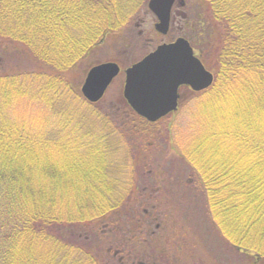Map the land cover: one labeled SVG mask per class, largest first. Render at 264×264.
Here are the masks:
<instances>
[{
  "label": "trees",
  "instance_id": "1",
  "mask_svg": "<svg viewBox=\"0 0 264 264\" xmlns=\"http://www.w3.org/2000/svg\"><path fill=\"white\" fill-rule=\"evenodd\" d=\"M132 1L0 0V39L7 43L0 45V50H10L9 56L13 49L15 57L23 56L38 66L16 70L17 65L13 68L0 61V264H146L138 261L134 244L128 245L126 240L153 246L150 240L160 228V215L142 206V201L148 200L142 196L144 188L135 190L133 169L129 172L131 162H135L133 152L128 150L122 160L107 157V153L126 146L114 137L120 129L115 115L102 114V132L78 122L82 139L74 142L79 152H74L79 162L75 175L41 161L34 150L38 149L37 140L42 142L40 137L30 133L27 125L9 118L10 112L18 110L19 103L32 94L46 100L56 112L68 110L63 103L66 94L88 106L79 82L73 84L67 73L106 32L121 24L120 10L130 8ZM191 1L204 6L207 15L198 12L189 21L196 28H189L191 32L184 37L194 50L214 42L213 66L203 55L198 56L215 78L203 91L183 88L194 96L216 95L226 88L242 99L237 118H251L264 128V0ZM118 107L134 123H157L138 115L124 98ZM68 119L66 123L71 124ZM247 126L249 134L257 130ZM62 135L43 143L56 145ZM235 135L238 143L252 147L248 158L252 167L243 166L242 154L237 160L240 164L224 161L223 166L210 167L209 163L203 168L183 154L196 179L197 192L202 194L197 199H202L217 239L250 255L252 264H264V143L247 139L241 131ZM64 138L63 147L73 149L72 137ZM253 159L261 164L260 173ZM116 163L126 166L119 168ZM123 171L127 175L122 178ZM138 190L141 198L135 196ZM113 231L118 232L120 242L109 240L103 246L101 241ZM225 248L230 249L228 245ZM146 258L154 260L148 255L140 259Z\"/></svg>",
  "mask_w": 264,
  "mask_h": 264
},
{
  "label": "rangeland",
  "instance_id": "2",
  "mask_svg": "<svg viewBox=\"0 0 264 264\" xmlns=\"http://www.w3.org/2000/svg\"><path fill=\"white\" fill-rule=\"evenodd\" d=\"M148 3L149 0H133L130 8L124 10L122 8L119 13L122 17L121 24H116L114 31L106 32L85 57L67 73L68 80L73 84L79 82L81 89L85 75L93 65L105 61L118 62L122 70L101 100L91 102L81 91L84 99L90 102L87 106L77 97L66 94L63 103L67 105L68 110L56 112L49 107L46 100L32 94L19 103L18 110L16 108L10 112L9 118L11 121L27 125L30 133L40 137L42 142L37 140L38 149L34 150L40 155L41 161L51 163L59 171L75 175L73 170L79 173L77 170L79 162L78 155H74V152H79L74 142L82 139V126L78 125V122L82 120L83 126L94 125L97 130L95 132H102L100 124L105 119L102 114L106 112L115 115L119 123L117 127L120 129L117 133L114 132V137L122 139L126 146L114 154L107 153V157L122 160L125 159L128 150L133 152L135 162H131L129 172L133 169L135 190L138 187L144 188L142 196L148 200L145 199L144 202L140 199L143 202L142 206H147L151 213L160 215V218L157 216L160 219L157 221L160 228L156 229L154 237L150 240L151 244L154 241L153 246L135 244V241L129 238L126 240L128 245L134 244L133 252L140 256L138 261L146 264H252L250 255L238 252L230 247L229 243H221L222 241L217 239L216 231L207 219L203 201L197 199V196L202 198V194L197 192L196 179L183 154L186 153L202 168L205 165L209 166V163L210 167L223 166L224 161L225 163L231 161L233 165L240 164L237 160L242 154L244 158L240 157L245 163L243 166L252 167V161L248 160L253 154V149H250L252 147L238 143L235 134L241 131L247 139H254L258 144H262L264 128L259 123L251 121V118H237V108L242 103L240 96L229 94L226 88L221 89L216 95L209 92L194 96L190 90L182 88L179 109L161 118L159 122L155 121L156 124L150 125H141L136 120L134 123L126 118L124 111L118 107L119 100L125 99L123 92L126 68L153 51L157 45L184 37V34L190 31L189 28H196L189 24V21L196 18L201 10L207 15L204 6L198 2L177 0L169 31L162 34L155 28L158 19L150 10ZM208 24L211 25L210 22ZM203 41L205 43L204 38ZM6 44L0 39L1 46ZM205 46L206 48L202 45L201 50L197 46L195 53L203 55L207 60L205 61L213 66L216 61L214 42ZM4 50L6 49L0 50L2 53L0 61H6L7 66L14 68L17 65L16 70L21 66L22 69H37L34 61L23 56H17L19 58L17 59L12 53L13 49L8 56L10 50L8 52ZM68 116L71 118V124L66 123L69 120ZM247 122L257 130H252L249 134V126L245 125ZM240 125L242 127L238 128ZM58 135L71 136L69 140L71 139L74 148L70 147L71 150H68L69 145L63 147V144H66L64 137H60L56 145L43 143L44 139ZM90 138L94 139L92 136ZM253 162H255L253 166L259 172L261 164L256 163L254 159ZM124 166L126 165L122 163L117 164L119 168ZM125 175L127 173L123 171L121 177ZM138 193L135 196L141 198L140 190ZM136 227L133 228L135 231ZM113 232L108 238L104 237L105 241H101L103 246L109 240L120 242L118 232ZM227 245L229 250L225 248ZM147 255L152 256L154 260L148 262V258L140 259ZM129 262L131 264V261Z\"/></svg>",
  "mask_w": 264,
  "mask_h": 264
},
{
  "label": "water",
  "instance_id": "3",
  "mask_svg": "<svg viewBox=\"0 0 264 264\" xmlns=\"http://www.w3.org/2000/svg\"><path fill=\"white\" fill-rule=\"evenodd\" d=\"M175 1L149 0L148 6L158 19L155 28L162 34L169 31L171 10ZM177 62L184 68H195L196 71H185L172 76L166 83L162 102L147 103L141 93V83L160 70L176 65ZM120 71L121 67L115 61H105L92 66L81 86L83 95L91 102L99 101ZM125 73L124 97L136 113L149 121H157L178 109L181 86L201 91L210 87L214 81L213 72L207 69L195 54L190 41L182 36L157 45L153 51L126 68Z\"/></svg>",
  "mask_w": 264,
  "mask_h": 264
},
{
  "label": "snow or ice",
  "instance_id": "4",
  "mask_svg": "<svg viewBox=\"0 0 264 264\" xmlns=\"http://www.w3.org/2000/svg\"><path fill=\"white\" fill-rule=\"evenodd\" d=\"M185 71L195 72L196 69L184 68L179 62H177L176 65L162 69L151 77L145 79L140 85L143 99L147 103L162 102L167 81L172 76Z\"/></svg>",
  "mask_w": 264,
  "mask_h": 264
},
{
  "label": "flooded vegetation",
  "instance_id": "5",
  "mask_svg": "<svg viewBox=\"0 0 264 264\" xmlns=\"http://www.w3.org/2000/svg\"><path fill=\"white\" fill-rule=\"evenodd\" d=\"M171 20H172V14H171ZM179 94H180V98L179 99H181V91L179 92Z\"/></svg>",
  "mask_w": 264,
  "mask_h": 264
}]
</instances>
